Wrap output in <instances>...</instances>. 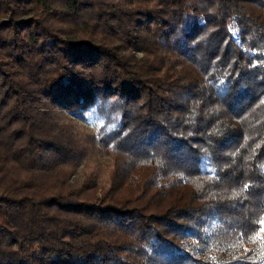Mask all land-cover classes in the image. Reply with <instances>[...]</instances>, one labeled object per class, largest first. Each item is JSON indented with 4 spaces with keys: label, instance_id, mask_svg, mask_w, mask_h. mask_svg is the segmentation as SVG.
<instances>
[{
    "label": "trees",
    "instance_id": "1",
    "mask_svg": "<svg viewBox=\"0 0 264 264\" xmlns=\"http://www.w3.org/2000/svg\"><path fill=\"white\" fill-rule=\"evenodd\" d=\"M262 228L264 0H0V264H264Z\"/></svg>",
    "mask_w": 264,
    "mask_h": 264
},
{
    "label": "rangeland",
    "instance_id": "2",
    "mask_svg": "<svg viewBox=\"0 0 264 264\" xmlns=\"http://www.w3.org/2000/svg\"><path fill=\"white\" fill-rule=\"evenodd\" d=\"M67 111V110H66ZM104 118L100 117L96 110H89L84 112V118L79 121L80 132L84 136H95L98 134L101 127L104 126ZM101 158H94L91 164H87V172L89 177L100 176L104 182L103 187L107 189L111 183V174L114 168V162L107 156H100ZM101 191L98 192L96 198H101Z\"/></svg>",
    "mask_w": 264,
    "mask_h": 264
},
{
    "label": "snow or ice",
    "instance_id": "3",
    "mask_svg": "<svg viewBox=\"0 0 264 264\" xmlns=\"http://www.w3.org/2000/svg\"><path fill=\"white\" fill-rule=\"evenodd\" d=\"M245 187H247V186H245ZM261 231H264V228H262Z\"/></svg>",
    "mask_w": 264,
    "mask_h": 264
}]
</instances>
